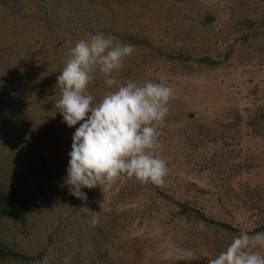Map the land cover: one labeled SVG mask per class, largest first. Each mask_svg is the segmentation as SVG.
Here are the masks:
<instances>
[{
  "label": "rangeland",
  "instance_id": "rangeland-1",
  "mask_svg": "<svg viewBox=\"0 0 264 264\" xmlns=\"http://www.w3.org/2000/svg\"><path fill=\"white\" fill-rule=\"evenodd\" d=\"M97 31L135 46L121 82L177 95L155 153L164 184L85 188L82 201L64 184L79 124L63 122L55 86ZM110 90L99 73L88 86L94 102ZM0 188L37 203L0 216V264H208L264 231V0H0ZM169 241L191 256H169Z\"/></svg>",
  "mask_w": 264,
  "mask_h": 264
},
{
  "label": "clouds",
  "instance_id": "clouds-1",
  "mask_svg": "<svg viewBox=\"0 0 264 264\" xmlns=\"http://www.w3.org/2000/svg\"><path fill=\"white\" fill-rule=\"evenodd\" d=\"M134 51L131 43L97 31L75 43L57 76L60 97L54 107L69 128L79 124L64 184L82 201L87 200L85 188L103 189L124 180L162 186L168 176L166 160L155 153L177 93L164 81L121 82L117 75ZM97 73L111 90L94 102L88 86ZM167 254L192 253L169 241ZM208 264H264V231H241Z\"/></svg>",
  "mask_w": 264,
  "mask_h": 264
},
{
  "label": "trees",
  "instance_id": "trees-1",
  "mask_svg": "<svg viewBox=\"0 0 264 264\" xmlns=\"http://www.w3.org/2000/svg\"><path fill=\"white\" fill-rule=\"evenodd\" d=\"M37 206L34 198L23 193H16L13 190L0 188V216L1 217H22L25 213ZM216 224V223H215ZM223 228L231 229V227L218 223ZM7 251L0 244V255H6Z\"/></svg>",
  "mask_w": 264,
  "mask_h": 264
}]
</instances>
